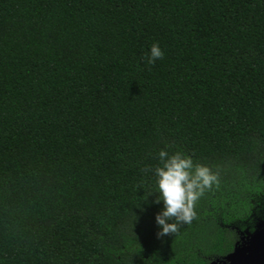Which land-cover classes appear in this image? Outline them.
I'll use <instances>...</instances> for the list:
<instances>
[{"label": "trees", "instance_id": "trees-1", "mask_svg": "<svg viewBox=\"0 0 264 264\" xmlns=\"http://www.w3.org/2000/svg\"><path fill=\"white\" fill-rule=\"evenodd\" d=\"M161 149L218 174L169 235ZM263 223L264 0H0V264L228 263Z\"/></svg>", "mask_w": 264, "mask_h": 264}, {"label": "clouds", "instance_id": "clouds-1", "mask_svg": "<svg viewBox=\"0 0 264 264\" xmlns=\"http://www.w3.org/2000/svg\"><path fill=\"white\" fill-rule=\"evenodd\" d=\"M163 56L159 44L153 43L146 62L152 65ZM158 158L162 166L154 169L158 189L156 203L162 204V209L155 220L161 229L158 235H169L177 231L179 224L193 219L196 202L218 183V174L206 165L195 164L190 156L180 152L169 154L161 149Z\"/></svg>", "mask_w": 264, "mask_h": 264}, {"label": "water", "instance_id": "water-1", "mask_svg": "<svg viewBox=\"0 0 264 264\" xmlns=\"http://www.w3.org/2000/svg\"><path fill=\"white\" fill-rule=\"evenodd\" d=\"M223 264H264V223L261 229L248 239L236 245V250L228 255Z\"/></svg>", "mask_w": 264, "mask_h": 264}, {"label": "flooded vegetation", "instance_id": "flooded-vegetation-1", "mask_svg": "<svg viewBox=\"0 0 264 264\" xmlns=\"http://www.w3.org/2000/svg\"><path fill=\"white\" fill-rule=\"evenodd\" d=\"M215 264H223V262H221V263H215Z\"/></svg>", "mask_w": 264, "mask_h": 264}]
</instances>
